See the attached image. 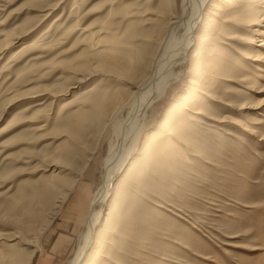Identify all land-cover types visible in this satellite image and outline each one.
Masks as SVG:
<instances>
[{
    "label": "rangeland",
    "instance_id": "1",
    "mask_svg": "<svg viewBox=\"0 0 264 264\" xmlns=\"http://www.w3.org/2000/svg\"><path fill=\"white\" fill-rule=\"evenodd\" d=\"M211 1L208 71L176 68L149 109L95 264H264V19L244 20L264 0ZM172 2L0 0V264L71 263L130 110L113 105L143 89Z\"/></svg>",
    "mask_w": 264,
    "mask_h": 264
},
{
    "label": "bare ground",
    "instance_id": "2",
    "mask_svg": "<svg viewBox=\"0 0 264 264\" xmlns=\"http://www.w3.org/2000/svg\"><path fill=\"white\" fill-rule=\"evenodd\" d=\"M219 2L227 7L232 3L231 0H219ZM177 3V0H173V7L167 11L164 18H162V20H159L158 18L156 19L161 23V28L159 30L161 33L159 34L156 41L159 42L160 48V46H162V39L163 37H165L163 41L164 46H162L161 50L159 51L160 53L159 55H157L158 58H155V64L152 65L154 66L153 70H151V73L147 74L148 77L146 78L145 82H143V89H141L140 92L138 91V94L133 101L132 99H129V94L127 96L129 100L127 98H120L113 105V107L117 105L116 107H114V109L117 108L118 111H121V109L123 110L124 108H126V106L130 107V110L127 117L123 120H120L118 129L116 128L117 132L115 133H117V140L113 145H111L109 155L106 159L105 175L103 176L104 181L92 198L90 215L86 220V229L82 235L78 250L74 258L71 260L70 264H95L96 259L99 258L102 254V247L99 246V248L93 249V245L96 243L102 245L104 242H106L104 230L105 232H107V227L112 223L116 208L115 205L111 206L107 215L106 213L105 215H103V206L109 201L111 193L115 188V186H113V180L115 179L116 175L123 172L127 164H129V162L133 158L132 152L136 149L138 143L143 138L142 132L144 125L146 124L145 121L148 115V111L151 106L161 98L165 97L171 85L175 81H177L178 78H180L181 73L185 70L186 64H190L188 74H191L193 76H198L199 73H202V69H208V61H205V63L202 64V62H204L202 60V52L209 50L211 48L210 44L215 43V40L213 38L214 30L211 28L213 24H210V32L206 31V29H204V25H202V21L205 17L208 18L209 22L213 21L211 15L212 13H210V11H205L208 5L212 3V1L181 0L180 4ZM211 6V8L221 11V9L216 8L214 3ZM263 19L264 18L260 19L258 15H248L244 20H247V22H250L253 26L257 24L258 20L260 22ZM178 31H181V34L176 37L175 34H177ZM176 68H180L182 72L177 74V72H175ZM207 71L208 70L204 71L203 74L207 73ZM194 72L197 73H195L194 75ZM191 80L194 84H197L196 82H198L196 79ZM128 83L131 84V86H135L136 84L131 81H129ZM131 86H128L129 89H131ZM97 89L98 85H94L90 89V91H95ZM129 91L131 93V90ZM106 96V94H100L99 96L95 93L90 94L91 100L96 105L102 107L103 111L109 105L107 103L108 98ZM113 107H111V109ZM170 107H173V105ZM186 108L187 107H185V109ZM172 109L173 108H169V113L172 111ZM197 112V110L194 111V113ZM117 114L119 115V113ZM175 115L178 116L179 112H177V114ZM113 116H115V112H113ZM113 116L111 117L112 119L114 118ZM172 117L175 118L174 114L169 115V117L167 118ZM109 121L111 122V119ZM162 128L164 129V126H162ZM162 128L159 127V130H161V132L163 131ZM155 139V132H153L152 135L147 134L145 144L150 145L151 141ZM132 163L133 162H131V164ZM44 194L45 195H43V198H45L46 200L45 203L50 202L52 193L46 192ZM57 206L59 207V205H56V207ZM54 213L55 212H53V214ZM102 230L103 232H101Z\"/></svg>",
    "mask_w": 264,
    "mask_h": 264
},
{
    "label": "crops",
    "instance_id": "3",
    "mask_svg": "<svg viewBox=\"0 0 264 264\" xmlns=\"http://www.w3.org/2000/svg\"><path fill=\"white\" fill-rule=\"evenodd\" d=\"M89 216V215H88ZM88 219V218H87Z\"/></svg>",
    "mask_w": 264,
    "mask_h": 264
}]
</instances>
